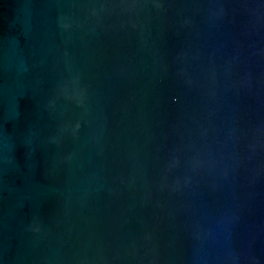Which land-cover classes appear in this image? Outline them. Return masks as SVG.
<instances>
[{
	"label": "water",
	"instance_id": "obj_1",
	"mask_svg": "<svg viewBox=\"0 0 264 264\" xmlns=\"http://www.w3.org/2000/svg\"><path fill=\"white\" fill-rule=\"evenodd\" d=\"M0 264H264V0H0Z\"/></svg>",
	"mask_w": 264,
	"mask_h": 264
}]
</instances>
